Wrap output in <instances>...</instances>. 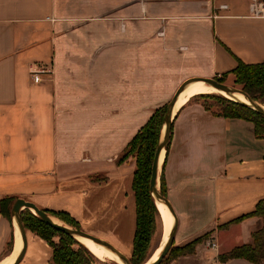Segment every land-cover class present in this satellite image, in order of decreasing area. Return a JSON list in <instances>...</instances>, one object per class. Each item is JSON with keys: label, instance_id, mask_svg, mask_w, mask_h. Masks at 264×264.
Returning a JSON list of instances; mask_svg holds the SVG:
<instances>
[{"label": "crops", "instance_id": "1", "mask_svg": "<svg viewBox=\"0 0 264 264\" xmlns=\"http://www.w3.org/2000/svg\"><path fill=\"white\" fill-rule=\"evenodd\" d=\"M239 60L264 61V13L253 0H0V201L66 212L130 257L136 160L119 157L185 80L220 76ZM42 66L51 72L35 82L31 71ZM160 170L178 216L176 244L204 236L170 264L201 256L253 264L218 255L251 242L262 225L258 217L229 224L264 199V138L254 123L190 99ZM15 246L12 213L0 211V263ZM52 255L27 230L18 264H50Z\"/></svg>", "mask_w": 264, "mask_h": 264}, {"label": "trees", "instance_id": "2", "mask_svg": "<svg viewBox=\"0 0 264 264\" xmlns=\"http://www.w3.org/2000/svg\"><path fill=\"white\" fill-rule=\"evenodd\" d=\"M229 74H235L236 85H239L250 97L264 103V61L260 63H245L239 60L235 68L215 78L223 82V79ZM197 96L218 98L221 103L218 105L217 109H214L212 105L207 103L203 102V104L216 115L239 117L252 121L255 126V134L257 137L264 138V114L222 94L203 93ZM167 105L168 103H165L154 111L145 125H143L128 143L125 151L118 159L120 163L124 162L129 157H134L136 160L133 191L137 202V228L130 258L133 264H144L150 259L152 255V236L156 228L157 219H161L156 200L150 191V181L152 165L159 143ZM160 181V189L162 193L168 197V189L163 172L160 173ZM13 200L14 198L6 197L0 201V211L9 217L11 216V203ZM45 211L63 220L68 225L80 228V225L66 212ZM249 217H258L262 221V225L252 232V241L220 253L218 255V260L220 262H226L233 258H244L253 264H264V199H261L257 203L256 208L252 212L234 219L229 224L240 222ZM22 218L27 230H31L39 237L46 240L53 248L50 264L101 263L98 257H96L85 245L80 243L79 240L49 225L32 210L28 208L23 210ZM55 236L59 237L58 241L54 240ZM203 239L204 236L198 237L183 246H172L160 264L164 262L174 249L177 250V253L171 261L179 256L195 253L197 245L201 243Z\"/></svg>", "mask_w": 264, "mask_h": 264}, {"label": "water", "instance_id": "3", "mask_svg": "<svg viewBox=\"0 0 264 264\" xmlns=\"http://www.w3.org/2000/svg\"><path fill=\"white\" fill-rule=\"evenodd\" d=\"M200 80L204 81L208 85H211V86L217 88L221 92H224L223 93L224 96H226L232 100L244 103V104L252 107L256 111H258L259 113L264 114V103L253 99L245 91H243L241 88L232 86V85L227 84L225 82H221L215 77H191V78L185 80L179 86V88L175 92L174 96L171 98V100L169 101V103L167 105L166 113H165L162 128H161L160 139H159V143L157 146V150H156L153 165H152V175H151V181H150L151 194L153 195V197L155 198L156 201L158 200L161 203H164L168 206V208L170 209V211L174 215L175 220H174V224H173L172 228L170 229V231L168 233V237L165 241L163 249L160 252V254L158 255L157 259L150 262V263H148V261H149L148 260L144 264H147V263L148 264H160L162 262V260L164 259V257L169 252V250L171 249V247L173 246V244L175 243V237H176V232H177V227H178V216H177V213L175 211V208H174L172 202L170 201V199L167 196H165L162 193V191L159 187V172H160V168H161V164H162V161L160 162V157H161L162 150L165 149V152H166L168 147H169V144H170L173 120L177 114V113H174V107H175V104H176L180 94L187 88V86L190 83H192L194 81H200ZM237 92H240L243 95H245V97L248 99V102L239 100L236 97H234L235 93H237ZM164 155H165V153H164ZM163 158H164V156H163ZM24 208H28V209L32 210L35 214H37L46 223H48L49 225L73 236L77 240H79L78 237H80V236L88 237V238L92 239L93 241H95L96 243L103 245L107 249L116 253L124 261L125 264H133L131 262V259H130L131 257L127 256L123 251L118 249L112 243H110L106 240H103V239H101L95 235H92V234L84 231L83 229L73 227L71 225H68V224L62 222V221H60V222L55 221L53 216H51L47 211L39 208L35 203L28 201L24 198H17L14 201V203L12 205V209H11L13 219L17 222L18 227H19L20 232H21V235H22V238H23V247H22L20 253L18 254V256L16 257L15 261L12 264H18L20 262V260L22 259L23 255H24L25 247L27 244V229H26V226H25L23 218H22V211ZM160 215H161V219H162V223H163V218H162L161 212H160ZM162 238H163V233H162Z\"/></svg>", "mask_w": 264, "mask_h": 264}, {"label": "bare ground", "instance_id": "4", "mask_svg": "<svg viewBox=\"0 0 264 264\" xmlns=\"http://www.w3.org/2000/svg\"><path fill=\"white\" fill-rule=\"evenodd\" d=\"M203 93H215V94L224 95L223 94L224 92H221L217 88L206 84L202 80L194 81V82L190 83L187 86V88L180 94V96H179V98L175 104V107H174V113H177L179 111V108L181 109V107L184 106L188 101H190V99H192L193 97H195L199 94H203ZM234 97H236L239 100L248 102V99L245 97V95H243L240 92L235 93ZM164 153H165V149L162 150L160 162L163 159ZM156 204H157V207L160 210V212L162 214V218H163V238H162L161 244L155 250L153 256L149 259L148 263L157 259L158 255L160 254V252L163 249L165 241L168 237V233H169L170 229L172 228V226L174 224V220H175L174 215L172 214V212L170 211V209L168 208V206L166 204L161 203L158 200L156 201ZM53 218L55 221L60 222V220L58 218H56V217H53ZM14 223H15V227H16V246L14 247V249L12 251L13 253L10 254L9 257L4 262H2L0 264H12L15 261L16 257L18 256V254L20 253V251L23 247V238H22L20 229H19L18 224L15 220H14ZM78 238L99 259H101V260L112 259L119 264H125L124 261L116 253L107 249L105 246L96 243L95 241H93L92 239H90L88 237L80 236Z\"/></svg>", "mask_w": 264, "mask_h": 264}, {"label": "rangeland", "instance_id": "5", "mask_svg": "<svg viewBox=\"0 0 264 264\" xmlns=\"http://www.w3.org/2000/svg\"><path fill=\"white\" fill-rule=\"evenodd\" d=\"M181 73L180 75L177 76V79H171L170 81H168L167 84H162V89H161V93L162 94H169L170 92H172V89L174 88V86L179 82V80L181 79ZM235 74H229L228 76H226L224 79H223V82L227 83V84H230L232 86H235V87H238V88H241L239 87V85H236L235 83ZM215 94V93H213ZM194 99L196 100H200L204 103H207L209 105H212L214 109H217L218 108V105H220V101L218 100V98H214V97H198L196 96ZM171 100V99H170ZM162 165V164H161ZM161 171V170H160ZM161 185V181H160V172H159V187ZM27 208H24L23 210H26ZM160 211V210H159ZM31 231V230H30ZM32 232V231H31ZM162 233H163V223H162V219L158 218L157 219V222H156V228H155V231L153 233V236H152V242H151V257L153 256L155 250L159 247V245L161 244L162 242ZM59 237L58 236H55L54 237V240L58 241ZM80 243H82L81 241H79ZM83 244V243H82ZM84 245V244H83ZM176 242L173 244V246H176ZM177 253V250H173L169 255L168 257L164 260V262L162 264H170L171 262V259L176 255ZM131 257V256H130ZM150 257V258H151ZM207 256L204 258V257H200V259L196 258L194 261H192L191 263L189 264H207ZM99 259V258H98ZM101 263L99 262L98 264H119L117 263L116 261L112 260V259H106V260H101ZM202 260H204V263L201 262ZM210 263L213 262V258L210 259L209 261Z\"/></svg>", "mask_w": 264, "mask_h": 264}, {"label": "built area", "instance_id": "6", "mask_svg": "<svg viewBox=\"0 0 264 264\" xmlns=\"http://www.w3.org/2000/svg\"><path fill=\"white\" fill-rule=\"evenodd\" d=\"M253 10L255 13L258 14H263L264 13V2L261 0H253ZM51 72L50 68L47 66H42L38 69H32L31 73L33 75V79L35 82H39L42 79V74L43 73H49ZM210 245L212 247H217V243L216 242H211Z\"/></svg>", "mask_w": 264, "mask_h": 264}]
</instances>
